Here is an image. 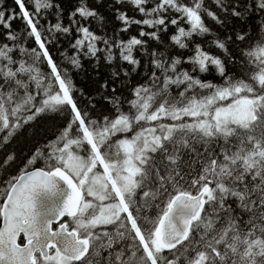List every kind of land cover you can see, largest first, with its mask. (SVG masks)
<instances>
[{
    "label": "snow or ice",
    "instance_id": "1",
    "mask_svg": "<svg viewBox=\"0 0 264 264\" xmlns=\"http://www.w3.org/2000/svg\"><path fill=\"white\" fill-rule=\"evenodd\" d=\"M13 2L19 12L0 0V264H264V0H213L241 23L253 14L259 21L255 39L247 31L215 36L220 55L195 41L215 35L205 15L226 26L204 0H115L143 17L116 9L120 32L139 27L126 41L91 30L89 20L104 18L87 0L67 24L57 0H28L31 10ZM50 12L56 23L41 24ZM16 20L23 32L13 30ZM169 25L171 45L191 55L148 50ZM73 33L75 54L66 59L75 70L81 56L98 61L99 53L113 64L118 49L131 71L112 76L129 78L141 69L135 53L150 56L147 81L130 98H105L111 115H92L94 100L49 48L57 34ZM236 42H247L239 57ZM211 73L221 83L200 78ZM49 116L64 117L63 126L13 174L18 157L7 146Z\"/></svg>",
    "mask_w": 264,
    "mask_h": 264
},
{
    "label": "trees",
    "instance_id": "2",
    "mask_svg": "<svg viewBox=\"0 0 264 264\" xmlns=\"http://www.w3.org/2000/svg\"><path fill=\"white\" fill-rule=\"evenodd\" d=\"M60 6L64 9V23L67 24V16L68 13L75 9L78 6V0H57ZM88 6L97 10V12L104 18L103 23H99L96 21L89 20L87 23L91 25V30L96 32L98 35H105L108 37L115 36L118 33L119 39L127 40L130 36H138L139 27L133 25L127 33L120 32L119 29L122 27L121 22L116 19V9L120 11L127 12L129 16H134L136 19H142L138 12L135 11L133 6L128 3L116 4L115 0H100V3H97V0H87ZM185 3H189V0H184ZM247 0H241V3H245ZM4 7L7 9H16L19 12V8L14 4L13 0H3ZM26 4L31 10L32 6L26 0ZM204 5L207 9L216 13L222 19H226V26L221 27L214 20H212L207 15L204 16V21L206 25L212 30L215 35H206L203 37H196L195 41L205 46V50L216 55H220L221 53L218 51L216 47L212 45V40L215 36L220 38L225 37L226 35H233L234 32L237 31H247L250 33L249 40L255 39L257 37V25L259 21L256 16L249 17L246 23H241L233 17L228 16L227 13L222 12L221 9L213 2V0H204ZM151 7V5H149ZM55 11V9H53ZM169 17L177 16V13L170 12ZM51 22L52 24L56 23V18L52 15V13L47 14L46 19H41L40 23L47 26V24ZM181 24L188 27L181 21ZM24 23L21 20L13 21V30L23 32ZM146 31H151L150 29H145ZM176 29L169 25L168 31L166 33H161V39L163 40L162 44H157L153 40H149L148 42V50H156L158 52L163 53L166 56H189L192 53L190 51H181L174 46L171 45L169 41V37L171 34L175 33ZM3 30L0 29V40H3L2 35ZM58 39L55 43L49 45L50 50L54 54V58L56 62L62 67L68 69L71 74L75 85L82 89L84 93H86L90 98H92L95 102V108L91 109L92 115L95 117H102L105 115L112 114L111 103L107 101L105 98L109 96L120 97L121 99H128L131 96V89L141 83H145L147 81V76L144 74L145 69L147 68L150 71V67H148L147 62L150 59V56L146 52L137 51L135 54L137 58L141 60V69L138 72L132 73L129 78H125L123 75L120 76L119 79H115L112 76L114 71L123 72V70L127 69L131 71V65L123 62L119 59L118 49L117 51V59L113 62V64L105 63L103 53H99V60H95L92 58H87L81 56V62L83 67L79 70L73 69V67L68 63L66 56H71L75 54V50L72 48L71 43L76 38V34L73 33V36H60L57 34ZM147 39V37H145ZM28 48L36 47L33 40L29 39L27 41ZM102 46V45H101ZM247 42L241 43L236 42L230 44V49L232 55L235 57L240 56V49L246 48ZM184 68H189L190 65L184 64L182 65ZM42 70L44 72H48L49 69L46 64H43ZM238 64H230L229 71L233 73H239ZM202 80H212L214 83H221V79L216 76L214 73H211L207 76L201 75ZM105 81L108 82L109 90L104 91L101 90L100 85ZM115 86L116 92H111L110 89ZM81 103L87 106V100L83 97L81 98ZM126 107V106H125ZM65 118L60 116H49L42 117L37 119V121L30 125L23 133L18 135L10 145L7 146L8 150H14L18 157V162L15 167L11 169L14 174L17 168L22 164L24 158L31 153V151L37 147L38 144H42L45 140H50L61 128L64 124ZM4 155L3 152H0V157ZM40 165L38 164L37 167ZM23 238H21V242Z\"/></svg>",
    "mask_w": 264,
    "mask_h": 264
},
{
    "label": "water",
    "instance_id": "3",
    "mask_svg": "<svg viewBox=\"0 0 264 264\" xmlns=\"http://www.w3.org/2000/svg\"><path fill=\"white\" fill-rule=\"evenodd\" d=\"M21 238H23V237H21Z\"/></svg>",
    "mask_w": 264,
    "mask_h": 264
}]
</instances>
